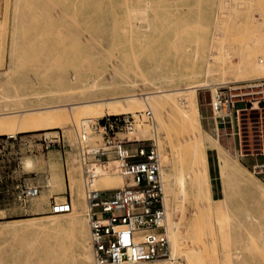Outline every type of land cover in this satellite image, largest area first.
I'll return each mask as SVG.
<instances>
[{
	"label": "rangeland",
	"instance_id": "obj_1",
	"mask_svg": "<svg viewBox=\"0 0 264 264\" xmlns=\"http://www.w3.org/2000/svg\"><path fill=\"white\" fill-rule=\"evenodd\" d=\"M263 17L264 0H0V113L57 108L50 112L55 114L51 124L56 125L14 138L0 137V264H85L84 250L93 264L78 153L80 147L102 144L97 127L108 115L98 108L84 124L87 117L70 115L68 109L76 103L128 96L137 99L134 113L121 115L149 111L159 126L156 133L166 183L174 185L181 171L187 177L192 165L199 167L198 173L185 178L184 193L175 189L178 196L171 197L167 209L169 225L181 235L178 255L147 264H264V175L251 168L264 163V158H241L238 147L237 152L228 153L215 144L209 102L216 86L205 87L209 83L205 69L224 71L237 67V61L246 63L251 56L246 46L252 53L259 48L263 53L256 54V59L262 58L264 46L259 43L260 51L257 43L264 40ZM242 32L245 38L239 36ZM191 87H199L204 130V145L196 155L200 141L181 143L192 131L180 116L186 111L182 106L157 114L139 100L155 91ZM263 89L264 85L232 92H243L245 102L255 103L264 96ZM245 106L241 103L236 108ZM256 113L248 110L242 115L250 145L259 140L256 130L251 131L256 127ZM142 129L150 132L147 141L156 145L151 123L140 124L133 138L139 140L137 133ZM224 132L219 130L221 143L233 150V141L225 139ZM207 148H215L219 156V200H213L210 193ZM62 159L67 192L62 189ZM26 161L30 166L26 167ZM106 168L108 178L125 182L113 165ZM166 183L163 190L169 202ZM16 186H38L40 192L22 202ZM66 196L81 219L74 227L65 225L67 217L51 218L55 216L50 213L53 202H63Z\"/></svg>",
	"mask_w": 264,
	"mask_h": 264
},
{
	"label": "built area",
	"instance_id": "obj_2",
	"mask_svg": "<svg viewBox=\"0 0 264 264\" xmlns=\"http://www.w3.org/2000/svg\"><path fill=\"white\" fill-rule=\"evenodd\" d=\"M236 89L239 88L222 86L210 98L209 108L215 130L221 129L225 131V137L236 139L241 158L263 156L264 106L261 107V104L264 103V96L255 102V108L253 102H245L240 93L232 92ZM241 103L246 106L236 108ZM248 110L257 112L256 127L251 131L256 130L259 140L251 145L248 127L242 116ZM151 119L149 111L137 116H108L101 124L102 146L79 148L93 264H147L170 256L158 147L150 141L132 138L136 127ZM108 164L113 165L115 174L125 179L122 188H95L97 177L94 166L106 169ZM252 168L254 173L264 175V170L255 172L256 167ZM16 191L17 199L23 202L37 197L40 188L16 186ZM71 209V200L65 199L53 202L50 213L64 214Z\"/></svg>",
	"mask_w": 264,
	"mask_h": 264
},
{
	"label": "bare ground",
	"instance_id": "obj_3",
	"mask_svg": "<svg viewBox=\"0 0 264 264\" xmlns=\"http://www.w3.org/2000/svg\"><path fill=\"white\" fill-rule=\"evenodd\" d=\"M245 5H247V4H245ZM246 12H247V10H246ZM138 20H140V19H138ZM255 20H256V18H255ZM237 22H239V21L237 20ZM244 22H245V20H244ZM251 23H253V22H251ZM261 23L264 24V19H262ZM257 25H256V27H258ZM247 27H249V26H247ZM251 29H253V27ZM262 30H263V26H262ZM237 33H238V31H237ZM239 33H241V32H239ZM214 34H216V33H214ZM243 35H244V33L242 32V34H240L239 36L241 37ZM261 35H262L261 39H264L263 34H261ZM245 37H246V34H245ZM245 37L243 36V38H245ZM253 37H254V35H253ZM262 42H264V40H262L261 42L259 41L257 43L258 47H260L259 43H261V45L263 44V46H264V43H262ZM249 43H251V42H249ZM250 45L252 47L254 45V43H253V45H252V43ZM255 45L253 47H256ZM243 49H241V50L243 51ZM253 49L254 48H252V50ZM261 49H262V47H260V51H262ZM246 50H249V52L251 53V56H252L251 57V56H249L247 54L248 55L247 56L248 60H247L246 63L242 64L241 61H237V63H236L237 67L229 68V69L224 70V71L214 70V69H211V67H208V68L205 69V79L208 80V82H209L207 85H205V87L206 88H210V87H215L216 86L214 88V91L211 93V97H213L215 91L218 88L222 87L223 85L234 84V85H237L238 88L262 86L261 82L264 81V78L257 79V80H253L252 79V80H249V81L228 82V83L221 84V85H219L218 83H215L217 81H221L222 82L223 80H226V79H228V80H230V79H243V78H246V77L247 78L248 77H254V76L256 77L257 75L258 76H260V75L264 76V55L261 56L262 58H257L256 59V54L258 56H260L259 54L260 53L262 54L263 52H259L258 51L259 48H258V50L256 49L257 52L254 50L255 51L254 52L255 54H254V53H252V51H250V49H247V46H246ZM263 50H264V48H263ZM240 51H239V53L242 52V51L241 52ZM252 54L254 55V57H253ZM212 61H214V59ZM208 63H210V61L206 60V65ZM222 64H221V67H222ZM206 65H205V67H206ZM205 79H204V81H205ZM198 88L199 87H191V88H188V89L186 88V89H182V90L176 89V90H168V91H155L154 93L152 92L150 95L147 94V96H145V97H143V98H141L139 100L141 102H143L145 107H147L151 111H154L157 114H160V112H163V111L167 110L169 107H170L169 109H171V106H173V107L182 106V108H184L187 112L186 111H181V115L180 116L184 117L185 122L189 126H191L192 131L187 135V137L185 139L182 140L181 143L182 144H186V143L190 144V143H195V142L200 141L201 144H202V139L204 137V130H203L202 126H201L200 115H199V110H198V99H197V90H198ZM240 95L243 97L246 94H244L243 92H240ZM135 100H137V99H135L132 96H128V97H124L123 99H121V97H120V99H110V100H102V101H97V102L76 103V104H72L71 106H69V107H71V109L70 108L68 109L69 110L68 113L70 115H74L75 114V116L78 117V118L87 117L86 120H84V122H83L85 124V123H88V121H90V120H88L89 116H94V114L96 115V113L98 112V108H100L101 111L104 109L103 111H105V113L108 116H123L121 114H124L125 112L126 113H134L133 109L135 107V104H134ZM118 106H119V108H118ZM254 107L255 108L257 107L256 103H254ZM74 108L76 109L75 111H73ZM56 109L57 108H51L50 107V108H46V109H31V110H25V111L14 112V113H10V112L9 113H0V136L15 137V135L19 134V133L34 132V131L42 130V128H44V127L51 126V125L54 124V122L52 124H51V122H52L53 117L55 116V114L51 115L50 112L53 111V110H56ZM144 113H146V112H144ZM144 113H138V114L142 115ZM28 115H29V117H28ZM56 116H57V114H56ZM131 116H137V114L136 115H131ZM57 117H60V116H57ZM70 118H73V117H70ZM90 118H92V117H90ZM58 119H60V118H58ZM192 120L195 123L194 127H192V124H193ZM53 121H55V119ZM60 121H61L60 124L62 122H64V117H62ZM144 122L152 124V128H153V131H154L152 136H153L154 140L156 141V146L158 147V139H157L158 136H157V133H156L157 132L156 130H158V128H159L158 124L152 122V119L150 121H143V123ZM60 124L58 123V126H60ZM54 125H56V124H54ZM74 125L77 128H80L75 123H74ZM79 126H81V125L79 124ZM138 126H140V125H138ZM137 127H136V129H137ZM97 129H98V131L100 133H102L101 135H102V142H103V132H102L101 124H98ZM136 129H135V131H136ZM135 131L132 134V138H133V135H134ZM78 132H81V131H78ZM81 134H83V133H81ZM78 136H79V133H78ZM92 136H93V134H92ZM96 136L98 137V135H96ZM137 136H138L139 140L147 141L148 137L150 136V132L147 129H142V130L138 131ZM213 141L215 142L216 145H219L217 140L214 139ZM89 142H91V141H89ZM89 142L87 141V143H89ZM203 145H204V143L202 145H199V146L196 147V149L194 150V155L197 154L196 150L200 149V147H202ZM100 146H102V144ZM82 149H88V148L85 147V148H82ZM158 151H159L160 161H161V165H162L161 153H160L159 148H158ZM221 151H222V149H221ZM193 159L196 160V158L194 156H193ZM193 163L194 162H192V164ZM30 164H31L30 161H26V163H25L26 167L30 166ZM238 164H239V166L242 169H245V167L240 162H238ZM108 165H112V164H108ZM198 168L199 167L197 165H192L191 168H190V171L188 172V174H189L188 176L191 177L190 174L198 173L199 172ZM94 169H95L94 172H95L96 177L99 178V179L96 178L95 186H99L100 188H102V190L114 189L115 187L119 188V187H123L124 186L125 182L123 184L122 183L120 184L118 181H116L117 179L108 178V175L106 173L107 168L106 169H101L98 166H94ZM261 170H264L263 166L255 168V172H258V171H261ZM160 176H161V181H162V185H163V184L166 183V181L164 179L167 176V172L164 169H162V168L160 169ZM188 176L186 177V175H184V173L182 174V171H181V174L176 177L177 183L174 184V185H176V187L172 183H169V182L166 183L168 194L170 195V201L169 202H165L167 209H168V207H170V202H171V199H172L171 197L174 198V196L177 195V194L174 195V193H175L174 191H176L175 190L176 188H178L177 190L179 191V193H181V194L184 193L183 191L185 190V183H186V179L185 178H188ZM202 180L204 181L202 184H205L206 180L205 179H202ZM202 180H200L199 182L201 183ZM167 203H168V205H167ZM167 214H168V212H167ZM63 217H67L68 218V222H66L67 224H65L67 227H74V226H76V225L81 223V219L76 217L75 210L73 208L70 210L69 213L57 214V215H55V216H53L51 218L59 219V218H63ZM168 219L169 218H168V215H167V234H168L169 245H170V256L169 257L172 260L178 255V243H179V239H180L181 235H180L179 230H174V227H173L174 225H169ZM31 226H32V224H31ZM198 246H200V245H198ZM202 250H197V251L195 250V252L199 253ZM83 255H84L83 256L84 257L83 258L84 263L85 264H91L92 258L88 255V252H86L84 250V254Z\"/></svg>",
	"mask_w": 264,
	"mask_h": 264
},
{
	"label": "crops",
	"instance_id": "obj_4",
	"mask_svg": "<svg viewBox=\"0 0 264 264\" xmlns=\"http://www.w3.org/2000/svg\"><path fill=\"white\" fill-rule=\"evenodd\" d=\"M206 118H208V116ZM212 131L214 132V129H212ZM215 132L217 133V139L216 140L218 141V144L223 149H225L228 153H231L232 151L233 152H237L238 143L236 142V139H231V138H227V137L225 138L227 140H232L233 141V150H230V148L222 145V143H221L222 135H219V130H215ZM0 137L14 138V137H9V136H0ZM205 153H206V160H207L208 181H209V185H210L211 197H212L213 200H219V199H216V198H218V195H219L218 188H217V183H216L217 173H219V167H220L219 166L218 152H217V150L215 148H207ZM258 157H263L264 158V155L263 156H257V158ZM245 158H248V157H245ZM263 165H264V163L255 164L253 166L261 167ZM61 166H62V176H63L62 189L65 188V191L67 192V185H66L67 172L65 171V168H64L63 159H62V162H61ZM114 189H117V188H114ZM65 198L67 199L68 197L66 196Z\"/></svg>",
	"mask_w": 264,
	"mask_h": 264
}]
</instances>
